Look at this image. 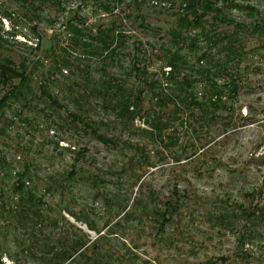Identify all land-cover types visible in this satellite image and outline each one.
<instances>
[{
	"label": "rangeland",
	"instance_id": "obj_1",
	"mask_svg": "<svg viewBox=\"0 0 264 264\" xmlns=\"http://www.w3.org/2000/svg\"><path fill=\"white\" fill-rule=\"evenodd\" d=\"M105 1L107 12L96 0H68L59 6L36 1L32 7L0 0V36L6 40L0 56L14 64L25 60L30 86L0 115V264H44L38 245L31 246L35 237L28 229L14 232L13 218L8 217L12 212H6L17 207L12 187L16 172L24 169L29 179H23V190L31 189L41 198L36 207L56 224L45 221L48 226L42 230L55 234L52 241L63 232L71 240L81 237L87 242L100 235L96 249L102 254L108 250L115 264H201L219 257L225 262L215 264H264V247L258 245L245 246L251 257L240 261L235 256L237 231L217 217L228 214L234 202L249 206L243 193L257 188L264 178V36L247 35L223 23L215 27L235 32L240 48L229 67L238 86L230 100L233 109L217 111L215 120L198 124L183 104L174 116L171 104L156 106L148 92L142 95L139 116L122 117L93 90L113 78L122 90L139 82L144 86V75L166 84L162 77L169 66L161 45L175 48L168 30L182 0ZM235 1L244 6L227 7L235 20L247 24L253 17H264V0ZM247 5L257 10L248 12ZM204 19L210 21L209 16ZM68 22L83 27L85 34L113 27L111 55L92 57L73 46ZM197 36L194 46L180 45L186 62L180 75L196 78L192 90L200 96L203 81L192 71L214 68L226 50ZM132 65L145 73L134 74ZM226 78L221 72L217 84ZM41 85L59 106L39 95ZM6 89L0 86V96ZM154 110L173 123L162 130L161 139L148 133ZM70 113L109 141L95 139L88 128L82 130ZM174 199L179 206L172 221L157 231L150 211ZM108 227L113 230L106 235ZM33 234L39 241L42 235ZM89 247L88 255L97 251Z\"/></svg>",
	"mask_w": 264,
	"mask_h": 264
},
{
	"label": "trees",
	"instance_id": "obj_2",
	"mask_svg": "<svg viewBox=\"0 0 264 264\" xmlns=\"http://www.w3.org/2000/svg\"><path fill=\"white\" fill-rule=\"evenodd\" d=\"M19 1H22V3L28 2L29 6L32 7L33 3H36V1L40 4L42 2H52V4L59 6L65 4L68 0ZM95 3L99 8H102L104 12L109 11L107 1L96 0ZM178 7L177 12L173 13L174 25L168 30L169 37L175 45V48L171 49L165 45H161L164 48L163 57L166 59L165 64L169 66L165 76L162 77L166 83L165 85H163V81L160 79L146 80L144 75L141 77L144 86L139 85L141 84L139 82L138 85H132L122 90L118 81L113 78L110 80L114 82L101 81L103 83L93 90L94 94L103 96L108 101L110 107H113L117 112V115L128 118L139 116L142 110V108H140V102L145 92L151 95V98L154 99V104L158 107H165L171 104L173 107L171 114H174V116L177 112L181 113L183 109L180 110V106L183 104V108L186 107L191 110L188 114L193 121L196 122L197 119L200 120L197 122L198 124L205 121L208 122L210 119L215 120L218 116L217 111L219 110L228 111L233 109V104L230 100L232 98L234 99L236 94H238V86L235 80L236 77L229 73V67L234 66L232 64L238 59L240 52L239 40L235 32L232 34L223 31L219 32L215 27L223 23L225 25H231V27L239 28L247 35H259L262 37L264 36V17H253L252 21L247 24L235 20L228 14L227 7L230 9H243L244 7L235 0H182V2L178 3ZM245 9L252 13L257 10L255 6L250 5H247ZM5 14L6 16L9 15L6 12ZM205 16H209L210 21L204 19ZM205 23L210 24L212 27L206 28ZM66 27H68L70 33L69 40L74 44L73 46H77L78 48L81 47L82 51L92 55V57L109 56L113 52L112 44L115 41L113 27H109L108 29L98 27L94 30L93 34H91V32L85 34L83 27H76V25L71 22H68ZM195 28L198 29L196 34H192L191 36L187 33ZM198 34L208 37L213 47L217 46L223 52L226 50V52L223 53L224 59L219 62H214V68H200L192 71L193 75L194 73L198 74L197 77L201 78L200 80L203 81V89L200 96L197 95V92L192 90L194 82L197 81L196 78L191 77L190 74L180 75V70L184 69L186 62L179 51L181 44H185L189 47L194 46ZM117 36L119 39L121 38L119 34ZM2 42H6V40L2 39L0 36V47H2ZM203 55L200 57H203ZM200 57L196 60H200ZM131 67L134 70V74L139 73L143 75L145 73L143 71L144 69H140L139 67L136 68L133 65ZM221 72L226 74L227 78L219 85L217 84V77H221ZM28 74L25 60L20 61L18 64H14L12 59L0 56V86L7 87L0 96V115L3 108L6 107L8 103L23 97V93L30 90V86L28 85ZM179 76L180 78L178 79ZM168 82L170 85L167 84ZM108 86L112 88L109 89ZM44 88V85L40 86L39 95H44L53 107L59 106L57 99L53 98ZM129 107H131V109H129ZM192 110L196 112L192 113ZM70 115L71 120L78 119L74 114L70 113ZM78 120L83 128L82 130L88 128V133L95 139L102 142L109 141L107 138H104V136L97 134L89 123L87 124L85 121ZM148 122L151 125L149 126L148 133L159 139L162 137V130H166L170 125H173V123L170 124L164 121V119L161 118V113L156 112V110L151 113V119H149ZM28 173L29 171L26 169L21 172H16V178L14 180L15 185L12 187V193L13 195L17 194V207L9 208L6 212H12L8 217L13 218L14 224L12 226L15 227H13L14 232L18 231V229H21L22 232L28 229L27 231L31 232L33 237H35V241L31 243V246H33V244L38 245L41 253L38 258L43 260L44 264H115L113 260L109 258L111 255L107 254L109 252L108 250H105L102 254L100 250L96 249L99 240L103 238L100 235L98 236L99 238L87 242L86 239H82L81 237H76L74 240H71L70 237L67 236V232H63L58 238L55 237L54 241H52L55 235L54 233L51 231L46 233L42 232V230L48 226L44 224L45 221V223L49 225L53 224L55 226L56 224L53 220V222L50 221V218L47 216H42V212L36 207V203L41 204V198L36 197L31 189L23 190L25 187L23 179H29ZM70 175L69 173L68 176ZM139 184L140 183H138L137 186ZM243 195L250 202L249 206L246 207L244 204L240 205L234 202L230 204L233 207L230 208L228 214H218L217 216L220 218V221L226 223L227 226H234V229L237 231V235L235 236V243L237 244L235 256L242 262L249 260L251 257L250 253H252L251 249L249 250L245 246L252 245L253 247L258 245L264 247V178L257 188H254L252 191H246ZM178 206L176 199H174V201L166 200L162 206H157L150 211L157 222V231H161L165 224L172 221V215L175 214ZM0 207L2 208V206ZM3 215L1 216L2 218L4 217ZM122 215L127 217L126 212H123ZM75 217L77 216L75 215ZM88 227H90V230L93 229L90 224ZM106 229H108L106 235L110 234V231L113 230L112 227ZM33 232H38L40 236L42 235L39 241ZM89 245L90 249L92 248L97 251L95 253L91 251V254L88 255L86 252ZM217 260L225 262L224 257H219L215 261L212 259L206 260L201 262V264H215ZM262 260L264 261V258H262ZM117 263L119 264V261ZM120 264H148V262H136L135 260H131L128 263Z\"/></svg>",
	"mask_w": 264,
	"mask_h": 264
}]
</instances>
